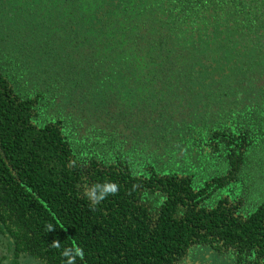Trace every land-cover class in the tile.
I'll return each mask as SVG.
<instances>
[{
    "label": "trees",
    "instance_id": "obj_1",
    "mask_svg": "<svg viewBox=\"0 0 264 264\" xmlns=\"http://www.w3.org/2000/svg\"><path fill=\"white\" fill-rule=\"evenodd\" d=\"M8 3L32 4L41 41L32 63H0V232L17 252L264 264V0Z\"/></svg>",
    "mask_w": 264,
    "mask_h": 264
},
{
    "label": "rangeland",
    "instance_id": "obj_2",
    "mask_svg": "<svg viewBox=\"0 0 264 264\" xmlns=\"http://www.w3.org/2000/svg\"><path fill=\"white\" fill-rule=\"evenodd\" d=\"M32 7V4L24 3L20 7L15 6L16 9L13 10L8 0H0V63L5 67H10L12 61L16 62L18 58H21L23 62L26 61L27 64L38 58L36 45L41 44V41L37 37L38 25L34 22L36 12H32L34 11ZM260 182L259 192H263L262 177L259 178ZM254 191L257 192L258 187L254 188ZM235 192L236 195L241 192L239 187H236ZM231 198L234 203H237L238 200L233 199L235 197L231 196ZM208 255V249L196 248L192 253L191 264H215L214 260H209Z\"/></svg>",
    "mask_w": 264,
    "mask_h": 264
},
{
    "label": "clouds",
    "instance_id": "obj_3",
    "mask_svg": "<svg viewBox=\"0 0 264 264\" xmlns=\"http://www.w3.org/2000/svg\"><path fill=\"white\" fill-rule=\"evenodd\" d=\"M95 188H100V185H96ZM95 188L92 192V198L94 200L101 201L105 198L106 194H115L118 191V185L115 183H107L103 186L101 194H95ZM46 230L50 233L53 232L55 229L52 224L46 225ZM53 248H60V242L58 240H53L52 244L50 245ZM62 256L67 258L65 264H76L77 258L81 261L84 260L85 253L82 247L73 243L72 247H66L63 252Z\"/></svg>",
    "mask_w": 264,
    "mask_h": 264
},
{
    "label": "flooded vegetation",
    "instance_id": "obj_4",
    "mask_svg": "<svg viewBox=\"0 0 264 264\" xmlns=\"http://www.w3.org/2000/svg\"><path fill=\"white\" fill-rule=\"evenodd\" d=\"M7 234L0 232V264H42L25 252H17L15 244L7 240Z\"/></svg>",
    "mask_w": 264,
    "mask_h": 264
}]
</instances>
